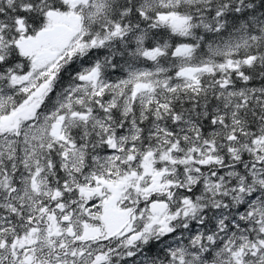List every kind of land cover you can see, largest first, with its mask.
Returning <instances> with one entry per match:
<instances>
[{
  "label": "snow or ice",
  "instance_id": "obj_1",
  "mask_svg": "<svg viewBox=\"0 0 264 264\" xmlns=\"http://www.w3.org/2000/svg\"><path fill=\"white\" fill-rule=\"evenodd\" d=\"M0 264H264V0H0Z\"/></svg>",
  "mask_w": 264,
  "mask_h": 264
}]
</instances>
